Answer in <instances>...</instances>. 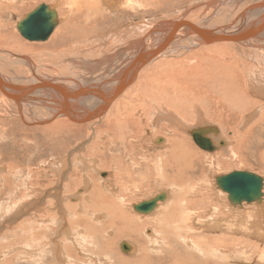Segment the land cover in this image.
<instances>
[{
	"label": "bare ground",
	"instance_id": "obj_1",
	"mask_svg": "<svg viewBox=\"0 0 264 264\" xmlns=\"http://www.w3.org/2000/svg\"><path fill=\"white\" fill-rule=\"evenodd\" d=\"M148 1L53 0L40 4L34 10L45 5L56 23L46 39L29 40L21 34L19 25L28 14L16 22V30L26 43L44 44V51L34 58L42 61L39 63L45 70L50 68L36 70L34 59L25 52H0V106H12L26 125L43 127L48 141L59 143L66 136L84 134L87 142L73 145L63 158L53 159L49 170H35L27 159L22 164L15 159L7 164V175L0 174V194L15 187L8 195L10 211L15 214L8 217L12 221L4 227L8 228L5 235L0 222V241L18 244L6 252L0 245V253L5 252L0 254L3 259L19 256L21 243L37 264L47 256L52 262L45 264H156L155 258L164 252L163 257L175 264H264V177L240 169L218 173L212 179L220 191L209 193L204 174L218 155L212 153L241 163L246 155L245 167L264 165V102L258 101H264V0H224L228 5L219 9V16L207 17L205 23L188 16L158 26L142 19L137 23L130 20L115 32L108 30L110 35L97 37L99 21L106 22L124 9L143 7ZM18 3L0 0V42L7 45L11 41L20 52L27 47L25 43L19 45L5 34V29H10L5 18L23 7ZM130 33L136 35L134 42L115 46ZM83 37L90 41L85 43L80 39ZM69 44L79 52L75 56L82 58H73L69 64L81 68V75L62 69V65L53 67L59 63H54L57 58L72 54ZM106 44L116 47L113 53L91 61V54L99 52L97 47ZM185 56L194 61L192 67L185 65ZM116 59L119 64L114 65ZM10 62L28 65L32 76H8ZM104 64V69L96 67ZM176 73L183 77L179 86L176 80L158 82L159 74L176 77ZM169 88L174 92L170 97L165 95ZM237 123L249 129L241 135L236 132L234 146L223 127L233 128ZM83 124L88 125L72 129ZM157 128L165 133H158ZM147 132L154 137L147 138ZM59 146L66 147L63 143ZM83 150L100 156L101 168H95L99 180L94 181L88 164H95L96 159L89 157L86 162ZM199 165L204 167L200 177L195 170ZM104 168H110L112 176ZM235 172H249L261 179L258 200H240L223 189L219 178ZM197 177L202 183L197 187L200 193L182 187L190 186ZM147 178L156 180L164 190L129 205L127 190L142 185ZM176 189H181L177 195ZM158 196L149 213L135 209ZM134 211L148 216H137ZM152 251L158 256L150 255ZM132 255L135 258L131 259Z\"/></svg>",
	"mask_w": 264,
	"mask_h": 264
},
{
	"label": "rangeland",
	"instance_id": "obj_2",
	"mask_svg": "<svg viewBox=\"0 0 264 264\" xmlns=\"http://www.w3.org/2000/svg\"><path fill=\"white\" fill-rule=\"evenodd\" d=\"M19 1V3L18 4H20L21 6H23L19 11H17V12H15L14 14H13V16L12 17H10V18H5V20H6V22H8L9 24H10V29H5V34H7V35H9L10 37H14L15 39L14 40H16V41H18V44L20 45V44H22V45H24L23 43H25V45L27 46V47H22L21 48V50H20V52L18 51V50H16V48L14 47L15 46V44L13 43V42H9V44H4L3 42H0L1 44H0V52H3V53H14V54H22V53H24V54H27V56L29 55L32 59H34L33 60V62H34V65H35V69L36 70H40V71H42V72H45V71H48V69L50 68V67H47L46 68V70L44 69L45 67L42 65V64H40V63H42V61H40V60H38V59H36V58H34V57H36L38 54H40L41 55V52H43L44 51V48L42 47V45L44 46V44H37V43H31L30 44V42H29V44L28 43H26V42H28L27 40H25L19 33H18V31L16 30V22H18V21H20L21 19H23L27 14H29L32 10H34L37 6H39L40 4H50V3H53V0H18ZM220 1H223V2H221L222 4L221 5H219L218 6V4H219V2ZM228 1H231V0H228ZM206 2V3H205ZM213 2H214V4H213ZM203 3V4H202ZM208 5V6H207ZM211 5V6H210ZM226 5H228L227 3H226ZM225 4H224V0H149L148 2H146V3H144V5H143V7H134V8H131V9H124V12H119V13H116L115 15H111V17L112 18H110V19H108V21H106V22H104V21H102V22H100L99 21V25H100V29H99V34H98V36L97 37H100V36H104V35H110L109 33H111V32H115V31H117V30H119V29H121V28H123L122 26H126V25H128L129 23H131L130 22V20H132L134 23H137V22H139V20H146L147 22H154V24L155 25H159L161 22L163 23V22H165V23H167V22H170L171 20L172 21H174V20H176V19H178V18H181V17H191L193 20H196V21H198V22H201V23H205V22H208V21H206V20H204V19H206L207 17L209 18V17H211L212 15H214V17L215 16H219V14H218V12H219V9H221V8H224V6H226ZM20 6V7H21ZM199 6V7H198ZM190 10V11H189ZM204 12V13H203ZM200 13V14H199ZM216 13V14H215ZM133 15V16H132ZM206 16V17H205ZM217 16V17H218ZM221 16V15H220ZM116 17V18H115ZM165 17V18H164ZM205 17V18H204ZM128 18V19H127ZM132 18H134V19H132ZM231 19L229 20V21H232L233 20V18L232 17H230ZM105 20H107V19H105ZM168 20H170V21H168ZM159 23V24H158ZM122 24V25H121ZM152 24V23H151ZM153 24V25H154ZM108 26V27H107ZM117 26H118V28H117ZM102 27H105L106 29H102ZM117 29V30H116ZM148 29H153L152 27L150 28H148ZM111 31V32H109V31ZM212 30V29H211ZM102 31V32H101ZM11 35H10V34ZM108 33V34H107ZM134 36V37H132V36ZM126 37V38H125ZM136 37V35L135 34H129V36L127 37V34H125L123 37H121V39L119 40L118 39V41L116 42V45L115 46H119V45H122V43L124 42V43H127L128 42V44H129V42L131 43V42H134L136 39H134ZM159 38V37H158ZM80 39H82L84 42L85 41H87V40H89V37L87 38V37H83V38H80ZM81 40V42H83ZM26 41V42H25ZM90 41V40H89ZM88 41V42H89ZM121 44H120V43ZM86 43V42H85ZM85 43H83V44H85ZM115 43V42H114ZM28 44V45H27ZM46 44V43H45ZM152 44V43H151ZM32 45V46H31ZM72 46V44H69V46ZM70 46V47H71ZM73 46H75V45H73ZM72 46V48H70V51L69 52H72V54H70V55H68V57L67 58H62V59H60V58H55L54 60V63L55 62H59V63H56V64H54V65H56V66H53V67H61V65H62V69H64V70H68V72H71V73H76V74H80L81 75V68H79V69H77V67L78 66H74V68H71V66H70V64H69V61L71 60V59H73V58H80V57H77V56H75V55H79V52H77V51H75L74 52V47ZM115 46H113V44H112V46H111V44H109V45H105V47H97L98 49H99V52H96V54L95 53H93V54H91L92 55V58H94V59H91V61H93V60H95L96 58V60H98V61H100V60H102V59H104L106 56H108V54L107 53H111L112 51H114L115 50ZM125 46V45H124ZM10 47V48H9ZM32 47V48H31ZM39 47V48H38ZM114 47V48H113ZM42 48V49H41ZM112 48L114 49V50H112ZM23 49V50H22ZM31 49V50H30ZM33 49V50H32ZM35 49V50H34ZM67 49V48H66ZM65 49V50H66ZM119 49V48H118ZM64 50V49H63ZM68 50V49H67ZM101 50H104V52H102L101 53ZM111 50V51H110ZM32 51V52H31ZM106 51H108V52H106ZM110 51V52H109ZM30 52V53H29ZM46 52H53V49H50V50H47L46 49ZM68 52V53H69ZM78 54H77V53ZM113 53V52H112ZM82 55H83V53H81ZM101 54H103V55H101ZM119 54V53H118ZM8 55V54H7ZM96 55V56H95ZM104 56V58L102 57V59H101V56ZM71 56V57H70ZM119 56H117V58H118ZM188 57L189 56H185V59L184 60H186V61H184V62H186L185 63V65H189V66H193L194 65V61L192 62V58L191 59H189L188 60ZM184 58V57H183ZM67 59V60H66ZM69 59V60H68ZM80 59H82V58H80ZM133 59V58H132ZM131 59V60H132ZM119 60V59H118ZM118 60L116 59V62H114V65H117V63L119 64V62H118ZM176 60V59H175ZM35 61H37V63L35 62ZM40 62V63H39ZM68 62V63H67ZM190 62V63H189ZM68 65H67V64ZM11 64V65H10ZM13 64V65H12ZM82 64V63H81ZM193 64V65H192ZM9 67L7 68V75L8 76H13V77H17V76H20L22 79L24 78V77H26V78H28V76L30 77V75L28 74V73H30L32 70H31V68L28 66V65H25V64H21V66H20V64H18V63H12V62H10L9 63ZM37 65V66H36ZM39 65H41L40 67H39ZM100 65V64H99ZM114 65H112V66H114ZM16 67H17V69H16ZM29 67V68H28ZM43 67V68H42ZM96 67H98V68H102V69H104V68H106L107 67V65H101L100 67L99 66H96ZM22 68V69H21ZM26 68V69H25ZM28 70H29V72H28ZM27 71V72H26ZM78 71H79V73H78ZM18 73H20V74H18ZM28 74V75H27ZM31 74V73H30ZM50 74H52L51 72H50ZM144 74V73H143ZM143 74L141 75V81L143 80V78H144V76H143ZM22 75V76H21ZM31 76H32V74H31ZM164 76V77H163ZM180 77H182L181 75H179V74H177L176 73V77L174 76V75H169V76H165V75H162L161 76V74H159V77H158V82L159 81H161V82H163L164 81V84L165 83H167V82H169V81H175L176 80V85L177 86H179L180 85V83H181V80H182V78H180ZM176 78V79H175ZM162 79H163V81H162ZM181 79V80H180ZM185 81V80H184ZM187 81H189L188 79L184 82V83H186ZM179 84V85H178ZM188 84H190V83H188ZM185 89V88H184ZM190 92H192V91H190ZM190 92H188V94L186 95L187 97H189L188 95L189 94H191ZM169 93V94H168ZM173 91H172V88H169V89H167V92H166V94L165 95H168V97H170L171 95H173ZM195 93V92H194ZM153 94V93H152ZM196 94V93H195ZM154 95V94H153ZM254 95V94H253ZM254 96H256V95H254ZM186 98V97H185ZM257 98V97H256ZM206 100H209V98H206ZM260 100V102L261 103H263L264 101H263V99L262 98H260V99H258V101ZM1 107H3V108H1ZM0 112H1V114H3V116L2 117H0V127H2L3 126V128L2 129H0V135L3 137V139L1 138V140H0V169L1 170H3L4 169V171H0V174L3 176H5V175H7V172H6V168H7V164L8 165H10L11 164V161L12 160H21V164L25 161V162H28V161H30L31 162V164L30 165H32L31 167L32 168H36L35 170H37V169H48V168H50V163L52 162V160L53 159H61V158H63L64 156L63 155H65L68 151H70L71 149H72V146L73 145H75L76 146V144H78V145H80V144H82V143H85V142H87L86 140H87V138H86V136L83 134V135H81V136H75L74 138H69V137H64L62 140L64 141L65 140V142H63V141H61V142H55L53 139L51 140H47L48 139V135H46V134H44L43 133V131H42V128L43 127H38V126H31V125H26L22 120H21V118L19 117V115H16V114H14L13 112H14V108L12 107V106H9V108H5V106H0ZM5 111V112H4ZM9 111V112H8ZM190 111V113H192V114H194V109H190L189 110ZM189 111H187L188 113H189ZM181 112V111H180ZM5 113H7V114H5ZM184 114V113H183ZM240 117V116H239ZM14 119V120H13ZM8 121V122H7ZM166 123V122H165ZM165 123H163V124H165ZM212 123V122H211ZM213 123L215 124H217V122H215V121H213ZM8 125H9V127H8ZM11 125V126H10ZM86 125H88V124H83V125H75V126H73V130H77V129H79V128H81V127H83V126H86ZM150 125V124H149ZM13 126V127H12ZM169 126V125H168ZM7 127L8 128V130L6 129L5 130V128ZM164 127V126H163ZM24 128V129H23ZM224 128V134H225V132H226V134H225V136H226V138H228L230 141H232V144L234 143V146H236V143H237V140H236V138H235V136H236V132H238V134H243L244 132H246V130H248L249 129V127H247V126H245L244 127V124H239V123H237L235 126H233V128H229V127H223ZM159 129V130H158ZM148 130L150 131H153V129H152V127L151 126H149L148 127ZM156 131L158 132V133H161L162 132V130H160V128H157L156 129ZM244 131V132H243ZM12 132V133H11ZM21 132V133H20ZM24 132V133H23ZM27 132V133H26ZM242 132V133H241ZM163 134L165 133V132H162ZM161 133V134H162ZM3 134V135H2ZM16 135V136H15ZM23 135V137L21 138V137H19V136H22ZM149 136V137H147V138H150V135L152 136L151 138H153L154 137V135L151 133V134H149L148 132L146 133V136ZM0 136V137H1ZM15 136V137H14ZM40 136V137H39ZM14 140V141H13ZM28 140V141H27ZM81 140V141H80ZM235 140V141H234ZM24 142V143H23ZM28 142V143H27ZM32 142V143H31ZM55 143H57V145H55ZM61 143H63V144H65L66 145V147H64V146H59ZM25 144V145H24ZM52 144H54V145H52ZM75 146H73V147H75ZM24 147V148H23ZM197 147V146H196ZM71 148V149H70ZM84 147H82V149H83ZM18 149V150H17ZM54 149V150H53ZM66 149H67V151H66ZM262 149H264V147L262 148ZM16 150V151H15ZM41 150V151H40ZM49 150V151H48ZM197 150L203 155V156H206L207 154V152H204L203 150H201V149H199L198 147H197ZM34 152H37V153H34ZM42 152V153H41ZM83 152V154H84V156H86L87 158H86V162H88V158L90 157H94L95 159H96V162H95V164L94 163H92L91 161H90V163L88 162V164H90L89 166V168H90V170L93 172V173H91L92 175H93V177H94V181L97 179V180H99V178H100V176H99V174L100 173H98L99 172V170H100V168H101V166H100V164L102 165V163L100 162L101 160V158H100V156H96L95 154H93V155H91L90 153L88 154V153H85V152H87L86 150H83L82 151ZM151 152V151H150ZM264 152V151H263ZM15 153V154H14ZM20 154V155H19ZM32 154H33V156H32ZM212 154H218L219 155V153H212ZM211 154V155H212ZM57 155V156H56ZM91 155V156H90ZM201 155V156H202ZM218 155H217V157H215L214 159H215V161H214V163L213 164H211V166H206L207 167V171H206V173H204V174H206L205 176H206V180L208 181V185H207V190L206 191H208L209 193L211 192V190H219V189H217V188H215V183H214V181H213V177L212 176H214V175H218V173L219 174H227V173H229V172H234V171H240V170H247V171H251V172H254V173H256V174H258V175H260V176H262V177H264V165L263 166H257V165H253L252 163V161L251 162H249V163H251L252 164V167L251 166H249V167H245L244 166V159H245V161L247 160V156L246 155H244V157H243V163H241L240 161L239 162H237V161H233V160H230L231 158L230 157H228L227 155H225V154H223V155H219L220 157H218ZM20 156V157H19ZM54 156V157H53ZM63 156V157H62ZM96 156V157H95ZM202 156V158L204 159V157ZM30 157H32V159L30 158ZM59 157V158H58ZM61 157V158H60ZM18 158V159H17ZM20 158H22V159H20ZM200 159L201 160V162H203L204 160L203 159ZM83 159H85V158H83ZM94 159V160H95ZM99 159V160H98ZM23 160V161H22ZM99 161V162H98ZM24 162V163H25ZM97 163H98V165H97ZM246 163H248V162H246ZM199 164V163H198ZM233 164V165H232ZM39 165H41V166H39ZM91 165H94V168L92 169V167H91ZM206 165H208V164H206ZM38 166V167H37ZM97 166L99 167V170L98 171H96L95 170V168H97ZM197 166V165H196ZM9 167V166H8ZM43 167V168H42ZM202 168V169H201ZM105 169V170H104ZM103 170L104 171H108V172H110L111 173V176H112V170H110V168H104ZM203 169H204V167L202 166V165H199L198 167H197V169H195L196 171H198L199 172V174H197L198 175V177H200V174H202L204 171H203ZM209 169V170H208ZM240 169V170H239ZM8 170V169H7ZM49 170V169H48ZM94 170V171H93ZM102 170V171H103ZM200 170V171H199ZM81 176V175H80ZM209 178H208V177ZM193 178L194 179V182H193V184H191L190 183V186H188V184L187 185H185V187L184 186H182L183 188H185V190L186 191H188V190H190V192L192 191V192H194L196 189V193H200V189H198L197 187H199V184H202L201 182H200V178ZM76 180H78V175L76 176ZM111 178H113V179H110V180H112V182L113 181H115L114 180V178L115 177H111ZM147 180V182H148V184H147V182H145V180H144V185L142 184V185H138V186H136L134 189H132V190H130V189H128L127 190V195L129 196H127V198L126 199H128L129 201H128V204L129 205H133V204H137V203H139V202H142V201H145V200H148L149 198H151L153 195H155L156 193H158V192H160V191H162V190H164V187H162L160 184V186H157V184L155 183L156 182V180H152V179H150L149 178V180H148V178L146 179ZM212 180V181H211ZM150 182V183H149ZM3 183H0V185H2ZM12 184H14V181H13V183ZM107 184H109L110 185V182L108 181L107 182ZM114 184V183H113ZM156 184V185H155ZM153 186V187H152ZM194 187V189H193V187ZM144 187V188H143ZM161 187L163 188V189H161ZM190 187V188H189ZM109 188H113L111 185L109 186ZM140 188V189H139ZM159 188V189H158ZM178 188V187H177ZM11 189V188H10ZM9 189V190H10ZM148 189V190H147ZM210 189V190H209ZM9 190L7 189V191L5 190V191H3L4 193H6L7 195H4L3 196V194L1 193L0 194V222H3L4 223V225L3 226H1V228L3 229L4 227H6V226H8L9 224H11V221L12 220H10V219H8V217H9V215L10 216H13L14 214H15V212H11L10 211V209L12 208V202H11V199H9V196L8 195H11V194H13V192H14V190H15V187H14V190H11L10 192H9ZM135 190V191H134ZM143 190V191H142ZM146 192H145V191ZM167 190V189H166ZM181 189H179V190H177L176 189V195L178 194V192L180 191ZM131 191H132V193H131ZM182 191H183V189H182ZM203 191H205V187H204V189H203ZM202 191V192H203ZM220 191V190H219ZM11 193V194H10ZM131 193V194H130ZM154 193V194H153ZM130 194V195H129ZM137 194V195H136ZM225 194V193H224ZM134 196V197H133ZM6 197V198H5ZM8 197V198H7ZM11 198H13V197H11ZM218 198H221V197H218ZM5 199V200H4ZM221 199H223L222 201L225 203V200H224V198L222 197ZM16 200V199H15ZM14 200V201H15ZM11 208H10V207ZM8 207V208H7ZM131 207V206H130ZM5 211H4V210ZM3 210V211H2ZM9 210V211H8ZM2 211V212H1ZM11 212V213H10ZM9 213V214H8ZM134 214H136L137 216H144V215H141V214H138V213H136V211H134ZM3 215V216H2ZM145 216H148V215H145ZM4 220V221H3ZM6 223V224H5ZM2 225V224H1ZM54 225L56 226V224L54 223ZM54 228V227H53ZM3 231V234L5 235V234H7L8 233V228L7 229H3L2 230ZM1 230H0V232H2ZM218 234V233H217ZM210 235H211V233H210ZM212 235H214V233L212 234ZM0 236H1V233H0ZM9 239V238H8ZM11 242V241H10ZM2 243V244H1ZM14 244V242L13 243H9V240H5L4 242H1L0 241V245H2L3 246V248L5 249L4 251L6 252V251H10V250H12L13 248H15V247H17V244L16 245H13ZM261 244H263V242L261 243ZM20 247H18V249H17V251L20 253V255L18 256L17 254H16V256L15 255H7L6 257H4V259L2 258L3 256H4V251H3V253L1 252L0 254H3V256L2 255H0V259H2V260H0V264H37L34 260H32L31 258H30V253L29 252H27V249L26 250H24L23 248H24V246L25 245H22L21 243H20ZM10 246V248H7V247H9ZM12 246V247H11ZM23 249V250H22ZM186 249V248H185ZM188 250V249H187ZM26 251V252H25ZM190 251V250H189ZM117 252V251H116ZM191 252H193V251H191ZM129 253V252H128ZM165 254V252L164 253H162V257H161V255H157V253L155 254L153 251H152V254H150V255H152V256H158L157 258H155L156 259V264H175V262L174 261H171V260H168V258H166V256L165 257H163V255ZM22 255V256H21ZM137 255V254H136ZM25 256V257H24ZM29 256V257H28ZM139 255H137L136 257H138ZM131 259H133V258H135V256H131L130 257ZM162 258V259H161ZM51 259V260H50ZM261 259V258H260ZM158 260H160L159 262H158ZM162 260V261H161ZM256 260L258 261V258H256ZM11 261V262H10ZM260 261V260H259ZM32 262H34V263H32ZM51 263L52 262V258H51V256H47L45 259H44V261H42V262H40L39 264H45V263ZM261 262V261H260ZM237 264V263H236ZM245 264V263H244ZM250 264H255V262H252V263H250Z\"/></svg>",
	"mask_w": 264,
	"mask_h": 264
},
{
	"label": "water",
	"instance_id": "obj_3",
	"mask_svg": "<svg viewBox=\"0 0 264 264\" xmlns=\"http://www.w3.org/2000/svg\"><path fill=\"white\" fill-rule=\"evenodd\" d=\"M55 25L54 18L48 13V8L42 5L27 15L20 23L19 30L26 39H46L53 32ZM260 180L256 175L249 172H235L219 178L218 181L224 190L229 191L231 197L252 202L258 200L261 196ZM158 199L159 196L155 200H149L135 206V209L143 213H149L156 206ZM123 246L124 249H129L125 244Z\"/></svg>",
	"mask_w": 264,
	"mask_h": 264
},
{
	"label": "clouds",
	"instance_id": "obj_4",
	"mask_svg": "<svg viewBox=\"0 0 264 264\" xmlns=\"http://www.w3.org/2000/svg\"><path fill=\"white\" fill-rule=\"evenodd\" d=\"M208 134H209V135H212V134H214V133L209 132Z\"/></svg>",
	"mask_w": 264,
	"mask_h": 264
}]
</instances>
